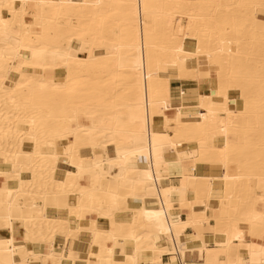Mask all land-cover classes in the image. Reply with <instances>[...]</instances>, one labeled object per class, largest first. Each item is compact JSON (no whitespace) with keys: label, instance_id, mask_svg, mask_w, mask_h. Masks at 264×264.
<instances>
[{"label":"bare ground","instance_id":"1","mask_svg":"<svg viewBox=\"0 0 264 264\" xmlns=\"http://www.w3.org/2000/svg\"><path fill=\"white\" fill-rule=\"evenodd\" d=\"M261 40L264 0H0V264H264Z\"/></svg>","mask_w":264,"mask_h":264},{"label":"rangeland","instance_id":"2","mask_svg":"<svg viewBox=\"0 0 264 264\" xmlns=\"http://www.w3.org/2000/svg\"><path fill=\"white\" fill-rule=\"evenodd\" d=\"M262 42H264V41L261 40V42H259L260 45H261V46H259V48H260L261 50L256 54V57H257V56L259 57V56H263V55H264V44H263ZM262 46H263V47H262ZM257 65H258V66L260 65L259 68H264V65L261 64V63H258ZM262 75H263V74H262ZM239 77H242V76L240 75ZM262 79H263V80H262ZM246 80H247V79H245V80L243 81V83H246L245 85L248 86L249 89H243L242 87L239 88L238 83L235 82V83H233V85H234L235 87H238V88H236V91L231 92V94L234 95L235 97H240L241 99L252 97V95L255 94L254 91H255L256 87L264 83V75H263V76H260L258 79H255L254 81H248V80L246 81ZM241 85H242V84H241ZM246 86H245V87H246ZM235 87H234V88H235ZM245 87H244V88H245ZM253 93H254V94H253ZM257 125H258V126H256V127H258L257 129H259L260 131L264 130V122H261L260 124H257ZM249 138H251V139H250L251 141H256V140H258L257 137L254 136V135H253V136H250ZM251 170H252V169H251Z\"/></svg>","mask_w":264,"mask_h":264},{"label":"crops","instance_id":"3","mask_svg":"<svg viewBox=\"0 0 264 264\" xmlns=\"http://www.w3.org/2000/svg\"><path fill=\"white\" fill-rule=\"evenodd\" d=\"M201 70H202L201 72L206 74L205 72L209 70L208 65H206V64L203 65ZM213 83H217V79L215 76H213L212 79H207V80H206V78H203V77L199 78V84H200L203 92H208L209 86H211ZM232 107H234V108L236 107L235 109L239 110L242 106H241V103L239 101H237L236 103H232ZM219 165L220 164H217V163L204 164L202 166V173L205 175H208V176H219L223 173V167L221 165L220 166Z\"/></svg>","mask_w":264,"mask_h":264}]
</instances>
